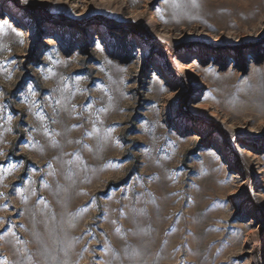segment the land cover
Listing matches in <instances>:
<instances>
[{"label":"rangeland","instance_id":"1","mask_svg":"<svg viewBox=\"0 0 264 264\" xmlns=\"http://www.w3.org/2000/svg\"><path fill=\"white\" fill-rule=\"evenodd\" d=\"M20 4L0 0V264H264V0Z\"/></svg>","mask_w":264,"mask_h":264},{"label":"trees","instance_id":"2","mask_svg":"<svg viewBox=\"0 0 264 264\" xmlns=\"http://www.w3.org/2000/svg\"><path fill=\"white\" fill-rule=\"evenodd\" d=\"M9 1H11L12 2V4L15 6V7H17V8H19V9H21V10H23L24 12H37V11H35V10H33V9H28L27 7H25V6H23V5H21V4H19V5H17L16 3H15V0H9ZM58 19H60V18H58ZM57 21H59V20H57ZM64 21L63 20H61V22L60 23H63ZM65 23H66V21H65ZM69 25V24H68ZM102 25H104L105 26V28H106V30L109 32V33H111L112 35H117V36H122L123 34L125 35V33L127 32V31H125L122 27H119V26H117V25H114V24H111V23H109V22H104V23H102ZM174 54H175V51L173 52H171V55L172 56H174ZM167 61H166V65H167V67H171L168 71H167V73H168V75H171V76H175L176 75V73L174 72V68H173V66H172V64L170 63L171 62V57H167V59H166ZM182 81V83H184V88H186V89H189L188 88V85L186 84V82L184 81V80H181ZM181 83V82H180ZM185 98H183L182 99V101H181V106H180V110H182V116H183V114L185 113V111H183L185 108H184V102H185ZM184 112V113H183ZM218 130V129H217ZM218 134L219 135H221V137L223 138V143L225 144V145H227L228 146V140L227 139H225L224 137H223V135L220 133V130H219V132H218Z\"/></svg>","mask_w":264,"mask_h":264},{"label":"bare ground","instance_id":"3","mask_svg":"<svg viewBox=\"0 0 264 264\" xmlns=\"http://www.w3.org/2000/svg\"><path fill=\"white\" fill-rule=\"evenodd\" d=\"M159 20V19H158ZM155 21V20H154ZM161 21H155L154 22V24H156V25H162V22L160 23ZM48 42H47V45L49 44V46H52V45H54V41H52L51 39H48L47 40ZM189 69V68H188ZM251 104V103H250Z\"/></svg>","mask_w":264,"mask_h":264},{"label":"snow or ice","instance_id":"4","mask_svg":"<svg viewBox=\"0 0 264 264\" xmlns=\"http://www.w3.org/2000/svg\"><path fill=\"white\" fill-rule=\"evenodd\" d=\"M15 3L19 5L20 3H23L24 5H28L30 3V0H15ZM2 27V25H0Z\"/></svg>","mask_w":264,"mask_h":264}]
</instances>
